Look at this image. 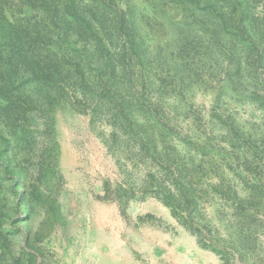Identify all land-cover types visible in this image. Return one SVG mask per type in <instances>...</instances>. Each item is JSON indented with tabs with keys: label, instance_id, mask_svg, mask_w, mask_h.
<instances>
[{
	"label": "rangeland",
	"instance_id": "374dc122",
	"mask_svg": "<svg viewBox=\"0 0 264 264\" xmlns=\"http://www.w3.org/2000/svg\"><path fill=\"white\" fill-rule=\"evenodd\" d=\"M109 1L0 0V264H264V0Z\"/></svg>",
	"mask_w": 264,
	"mask_h": 264
},
{
	"label": "trees",
	"instance_id": "16d2710c",
	"mask_svg": "<svg viewBox=\"0 0 264 264\" xmlns=\"http://www.w3.org/2000/svg\"><path fill=\"white\" fill-rule=\"evenodd\" d=\"M92 5H94V8L90 10V4L88 5L89 10L86 7H82L78 2L75 0H68V4L64 7H60V0H21L22 6L28 5L30 8H34L35 2L36 4L40 3V8L44 9L45 12H47L48 17L50 18L49 22L51 23V27H55L59 30L57 39L67 38L70 36L69 32H73L72 34H75L78 36L77 38H82V31L80 27L78 26L80 22L84 23L87 28H89V24L87 22H84L83 20L88 17H92V19L96 16H100L101 20L104 22V15L100 12L106 11V8L110 6L109 0H90ZM99 6H102L100 9ZM62 8V9H61ZM72 10V11H71ZM71 16V17H70ZM82 16V17H81ZM5 22L3 25H0V42H5L8 44L10 48H12V55L16 57L15 52H20L22 50V47L27 44V40H30L34 43V41H37V39L40 37L39 31L37 29H34L37 25H20V24H14L12 22H8L6 19H3ZM116 27L115 30H122V27L124 26V21L122 18H116ZM44 24V22H43ZM83 25V27H84ZM110 27V26H108ZM99 30L103 32L104 35H107V33L103 30V23L99 26ZM62 29V30H61ZM33 30L36 31L33 32ZM92 32L91 30H89ZM122 32V31H120ZM97 37V35H95ZM26 42L25 44H23ZM65 43V42H64ZM15 47H18L15 50ZM102 48V47H101ZM133 49H135V46H132ZM99 52V50L97 51ZM26 54L28 53L25 52ZM1 56V55H0ZM94 56V55H90ZM25 59L29 58V55L23 56ZM19 53L16 58L21 59L24 61V58ZM32 57V55H31ZM85 57V55H84ZM0 61L2 62V59L0 57ZM10 85V83H9Z\"/></svg>",
	"mask_w": 264,
	"mask_h": 264
},
{
	"label": "crops",
	"instance_id": "0c3cea01",
	"mask_svg": "<svg viewBox=\"0 0 264 264\" xmlns=\"http://www.w3.org/2000/svg\"><path fill=\"white\" fill-rule=\"evenodd\" d=\"M111 261H112V263H108V264H120L119 261H118V258L115 257V256L114 257H111Z\"/></svg>",
	"mask_w": 264,
	"mask_h": 264
}]
</instances>
